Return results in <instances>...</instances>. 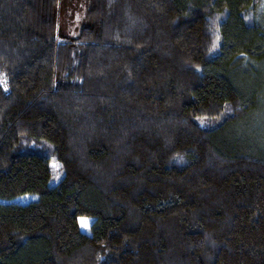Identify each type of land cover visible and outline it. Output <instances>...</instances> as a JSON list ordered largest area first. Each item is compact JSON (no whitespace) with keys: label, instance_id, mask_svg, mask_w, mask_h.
<instances>
[{"label":"trees","instance_id":"1","mask_svg":"<svg viewBox=\"0 0 264 264\" xmlns=\"http://www.w3.org/2000/svg\"><path fill=\"white\" fill-rule=\"evenodd\" d=\"M258 6L0 0V264H264Z\"/></svg>","mask_w":264,"mask_h":264},{"label":"rangeland","instance_id":"2","mask_svg":"<svg viewBox=\"0 0 264 264\" xmlns=\"http://www.w3.org/2000/svg\"><path fill=\"white\" fill-rule=\"evenodd\" d=\"M74 2L78 5H84V7H85V3L83 1H74ZM63 7H64V11L62 13L63 29L65 30V32H67V33L71 32L72 35H74V31L76 32V29L79 28L78 26L79 25L81 26V24H80L81 15H79V12L73 8V3L72 4L71 3H64ZM258 9L260 11V19L262 22H264V0H259ZM61 11H62V8H61ZM74 11H75V13H74ZM0 82L2 84L3 80L0 79ZM199 123L201 125H208L211 122L206 120V119H200ZM39 146L41 147L42 152L47 156L49 167H50L51 174H52L51 184H53L62 175L61 165L58 163L56 158L51 153V149L48 145L41 143ZM33 200H35L34 196L27 195V196L19 197V198L15 199L13 202L25 204V203H28V202L33 201Z\"/></svg>","mask_w":264,"mask_h":264}]
</instances>
